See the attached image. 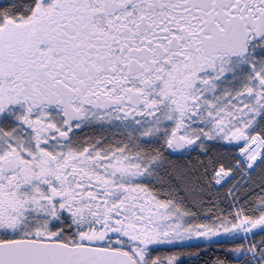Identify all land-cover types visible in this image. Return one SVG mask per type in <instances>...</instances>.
Wrapping results in <instances>:
<instances>
[{
    "label": "snow or ice",
    "instance_id": "obj_1",
    "mask_svg": "<svg viewBox=\"0 0 264 264\" xmlns=\"http://www.w3.org/2000/svg\"><path fill=\"white\" fill-rule=\"evenodd\" d=\"M0 264H264V0H0Z\"/></svg>",
    "mask_w": 264,
    "mask_h": 264
}]
</instances>
